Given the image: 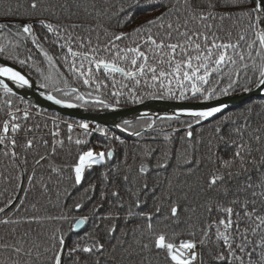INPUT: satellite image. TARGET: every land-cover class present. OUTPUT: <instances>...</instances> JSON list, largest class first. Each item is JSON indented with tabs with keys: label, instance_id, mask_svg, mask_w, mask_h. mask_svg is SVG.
Wrapping results in <instances>:
<instances>
[{
	"label": "snow or ice",
	"instance_id": "1",
	"mask_svg": "<svg viewBox=\"0 0 264 264\" xmlns=\"http://www.w3.org/2000/svg\"><path fill=\"white\" fill-rule=\"evenodd\" d=\"M140 12L158 15L124 31ZM0 16V264H264V103L218 117L222 97L264 91V0H0ZM17 66L67 109L115 111L125 94L181 106L115 125L135 138L131 163L127 147L117 163L113 148L80 149L87 138L61 163L59 133L48 151L11 110L9 82L32 87ZM77 83L109 89L115 104Z\"/></svg>",
	"mask_w": 264,
	"mask_h": 264
},
{
	"label": "trees",
	"instance_id": "2",
	"mask_svg": "<svg viewBox=\"0 0 264 264\" xmlns=\"http://www.w3.org/2000/svg\"><path fill=\"white\" fill-rule=\"evenodd\" d=\"M138 14H139V19H137L134 24L129 25V27L123 29L124 31H130L132 27H134L136 24H139L141 21L149 19L152 16L158 15V13H156V12H140ZM0 18H2V16H0ZM37 60L38 61L42 60V57H39L38 54H37ZM29 64L31 65V61H29ZM41 67L45 72H47V64L46 63L42 64ZM20 69H23V71L27 75H29L33 80H35L36 83L38 84V86L42 82L39 73H37L34 68L24 67V68H20ZM116 78L118 80L121 79L119 76H117ZM70 82H72V81L70 80ZM75 86L79 87L82 93L92 92L93 96L101 95L102 98L106 102H108L110 104H115L114 99L109 94V91H110L109 89H102L101 93H97L93 90L95 87L94 85L86 88V87H83L82 85L77 83ZM43 90H45V89H43ZM45 91H47V90H45ZM124 91H125V93H127L126 89ZM238 92H242V91L237 90L234 93H238ZM234 93H232V94H234ZM52 94H55V93H52ZM3 99H4V94H3V91L0 90V124H2V122L5 119H8V117L5 115V109L3 106ZM11 99H12L13 104H14V108L11 110L12 111H15L16 109L20 110L18 115H20L21 119L18 122L21 123L22 125H24L26 128H33L34 129V131L27 133L28 137L35 136L38 141L41 138H43L44 140H48L49 141L48 151L51 150V141L53 139V137H52L53 132H58L59 133L58 138L64 139L65 148L62 151L58 150L59 154L56 157L57 162H61V163L62 162H71L72 159L74 157H76L77 151H78V146L75 145V140L77 138H80V139L87 138L88 143L85 145L79 146L80 149L87 150L88 148H91L94 151L97 149L100 151H106L109 148H113V149H115V156H114V159L112 161H110V163H117V162H120L122 160L125 147H127L129 150V163H131V149L134 146L135 138L128 136L127 133L122 132L120 129L114 130V129H111L108 127L105 128V127L99 125L101 128L107 129V132H108L107 138H105V136L99 131H91L90 135L85 137L83 129H80L79 127L76 126V122H78L77 120L73 121V120L67 119L65 117H61L60 115L53 113V112L50 113L47 111H43L42 109L39 110V109L33 107L31 104L23 101L22 99L17 98L16 96L11 97ZM148 100H151V99L145 98L144 102H147ZM173 102H175V101H173ZM262 103H264V98H262V97H258L256 99H251V100L246 101L244 104L236 106L235 108L227 109L225 111V113L218 114V117L223 116V115L234 116V114L239 113L240 111L244 110L249 105H254L258 111L260 108V105ZM138 104H140V103L131 102V100H129L127 95L125 94L124 96H122L120 98V104L116 108H127V107H131V106H136ZM82 108H84V107H82ZM85 108L92 109V110H95V109L106 110L105 108H101V107L95 106L93 104H89ZM24 110H27L30 113V119H28L27 121L23 120V118H22V114H23ZM254 119H255V117H254ZM53 121H55V123H53ZM136 121H133V122H136ZM68 123H73V125H74L71 133L68 132V128H67ZM88 124H89L90 129H95L97 126V124H95V125L91 124V123H88ZM45 125H47V126L45 127ZM57 125H58V127H57ZM36 126H39L38 130H36ZM203 131L205 133V138H207V133L210 131V126L205 127L203 129ZM17 135L19 138L22 139L24 137L25 133L23 131H21ZM69 135H71V137H72V143L71 144L68 143V139H67ZM114 136H118L121 139L126 140V142H127L126 146L121 145L119 143V141L112 139V137H114ZM69 149H70V151H69ZM40 151H42V152L45 151V149L43 148L42 145L40 146ZM2 168H3V166L0 165V170H2ZM101 171H102L101 167L94 166L90 172H86V175L89 177H92V178H97ZM150 183H151V179H150ZM2 187L3 186L0 185V190H2ZM53 199H55V196H53ZM68 203L71 204V201L69 200ZM48 210L50 212H53V213L60 211L59 208H52V207H49ZM81 214L82 215H89L90 213L88 211V208L86 207L84 209H81ZM90 224H91V221H89L88 225L82 226V230H84V231L90 230ZM64 229H65V231H67L68 224H64ZM0 232H2V230H0Z\"/></svg>",
	"mask_w": 264,
	"mask_h": 264
},
{
	"label": "water",
	"instance_id": "3",
	"mask_svg": "<svg viewBox=\"0 0 264 264\" xmlns=\"http://www.w3.org/2000/svg\"><path fill=\"white\" fill-rule=\"evenodd\" d=\"M18 67V66H17ZM18 70L25 74L26 77L30 78L31 88H16L10 82V87L16 93V97L22 99L23 101L31 104L33 107L44 110L50 113H56L61 117H65L71 120L85 121L92 124H98L103 127H108L114 130L118 128L115 127L116 124H122L125 119L130 121H136L137 118L144 112L149 113L151 116H162L166 114H171L175 109L181 105L173 101H158V100H148L147 102L140 103L136 106H131L127 108H116L115 111L111 109H88V108H73L67 109L60 105L54 104L52 101L46 99L47 91L43 90L37 86L36 82L31 79L22 69L18 67ZM258 97L264 98V91H257L253 89L250 93L238 92L230 96L221 98L228 104L229 108H234L247 100L256 99ZM188 103V102H185ZM219 101L213 100L209 104L215 105ZM79 231V230H78Z\"/></svg>",
	"mask_w": 264,
	"mask_h": 264
},
{
	"label": "rangeland",
	"instance_id": "4",
	"mask_svg": "<svg viewBox=\"0 0 264 264\" xmlns=\"http://www.w3.org/2000/svg\"><path fill=\"white\" fill-rule=\"evenodd\" d=\"M22 70H23V69H22ZM31 79H32V78H31ZM34 81H35V80H34ZM35 82H36V81H35ZM36 84H37V83H36ZM37 86H38V84H37ZM234 108H235V107H234ZM43 111H44V110H43ZM70 120H71V119H70ZM74 120H75V119H74ZM74 120H73V121H74ZM77 121H78V120H77ZM84 122H85V121H84ZM87 123H89V122H87ZM91 124H92V123H91ZM94 125H95V124H94ZM97 125H98V124H97ZM97 151H100V150H98V149L95 150V152H97Z\"/></svg>",
	"mask_w": 264,
	"mask_h": 264
},
{
	"label": "bare ground",
	"instance_id": "5",
	"mask_svg": "<svg viewBox=\"0 0 264 264\" xmlns=\"http://www.w3.org/2000/svg\"><path fill=\"white\" fill-rule=\"evenodd\" d=\"M250 100H251V99H250ZM247 101H248V100H247ZM245 102H246V101H245ZM245 102H244V103H245ZM244 103H242V104H244ZM240 105H241V104H240ZM235 107H236V106H235ZM229 109H230V108H229ZM97 152H99V151H97Z\"/></svg>",
	"mask_w": 264,
	"mask_h": 264
}]
</instances>
